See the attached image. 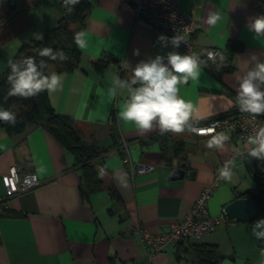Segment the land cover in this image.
<instances>
[{
  "label": "crops",
  "instance_id": "1",
  "mask_svg": "<svg viewBox=\"0 0 264 264\" xmlns=\"http://www.w3.org/2000/svg\"><path fill=\"white\" fill-rule=\"evenodd\" d=\"M59 1L0 0V75L23 43L41 38L56 24ZM176 2L197 23L191 53L206 61V50L216 48L224 57L222 62L203 66L199 79L178 85L179 95L195 109L189 122L194 124L230 111L239 78L255 63L251 57L264 61V37L254 38L247 27L250 17L264 15V0ZM210 11L223 17L215 27L206 23ZM74 28L76 34H84V47L77 46L78 65L59 71L51 65L52 72L63 75L62 87L46 95L56 113L91 129L88 139L99 151L93 159L99 181L87 188L72 151L43 126L32 125L19 133H8L0 126V195L4 193L1 176L11 165L19 173L35 172L41 180L3 201L0 264H142L148 258L150 264H199L194 249L201 244L216 247L217 264H261L264 247L254 231L264 228H256L255 219L219 223L198 238L168 243L158 250L145 243L143 232L168 231L226 165L234 173L232 180L219 177L206 201L207 211L218 215L231 200L254 196L258 181L264 183V161L249 157L247 142L229 131L166 132L161 141L157 125L141 133L133 122L117 119L128 94L124 90L111 94L116 77L130 78L137 63L158 54H190L170 43L162 46L157 39L162 33L137 20L128 2L90 0L83 25ZM135 49L139 55L133 54ZM102 55L107 64L95 67ZM221 132L229 136L223 148H208V141ZM181 162L184 176L172 178ZM140 163L152 168L140 173L136 171ZM188 171H193L191 177Z\"/></svg>",
  "mask_w": 264,
  "mask_h": 264
},
{
  "label": "clouds",
  "instance_id": "2",
  "mask_svg": "<svg viewBox=\"0 0 264 264\" xmlns=\"http://www.w3.org/2000/svg\"><path fill=\"white\" fill-rule=\"evenodd\" d=\"M78 3L80 0H63L62 7L70 14L74 11L70 5ZM222 19L220 12L210 11L206 23L215 27ZM247 27L254 33V38L264 37V15L250 17ZM83 35L78 33L74 37L80 48L84 47ZM157 39L162 42V46L170 43L174 49H178L181 43H184V37L178 34L171 38L161 34ZM133 54L139 55V50L135 49ZM37 55L48 57L52 61L57 60L58 56L61 60L68 59L62 50L54 52L50 47L37 50ZM219 56L222 62L223 54ZM251 58L255 63L239 78L235 104L241 112L259 116L264 115V61H260L255 55ZM7 66L10 68L7 77L10 84L8 97L28 99L42 91H47L51 96L62 87V74L56 72L44 74L47 61L43 59L37 63L34 56L16 60L10 58L7 60ZM203 66H206V63L198 54H181L178 51H170L166 55L158 54L155 59L140 61L131 69L130 78L116 77L114 80L115 88L111 90V94L115 96L117 90H124L128 94L123 110L117 114V119L133 122L141 133L151 131L154 124L159 127L161 134L182 133L185 130L194 132V126L189 122L194 117L195 109L179 95L178 85L186 84L189 79H199ZM125 67L129 68V65L125 63ZM0 121L15 125L16 114L0 108ZM228 139L229 136L224 132L218 133L208 141L207 147L223 148L224 142ZM247 145L249 157L264 161V126H259L255 135L247 138ZM218 172L224 181H231L234 175L227 165L218 169ZM255 227L264 228V219L258 220ZM254 234L257 239L264 238V231H254ZM261 257V264H264V251H261Z\"/></svg>",
  "mask_w": 264,
  "mask_h": 264
},
{
  "label": "trees",
  "instance_id": "3",
  "mask_svg": "<svg viewBox=\"0 0 264 264\" xmlns=\"http://www.w3.org/2000/svg\"><path fill=\"white\" fill-rule=\"evenodd\" d=\"M62 4L63 0H60L61 13L56 24L46 29L41 38L23 43L14 60L34 56L37 63H39L43 59L47 61L45 75L51 74V65L55 71L70 70L78 65L79 50L74 40L76 35L74 26L78 28L83 25L86 11L90 6V0H80V3L77 5H70V7L74 8V11L70 14L66 12L67 9L62 7ZM44 47H50L54 52L62 50L68 59L61 60L58 56L57 60L52 61L48 57L38 56L37 50ZM106 61L104 55H102L93 65L95 67H103L107 64ZM205 63L208 65V62L205 61ZM9 73L10 68L8 67L5 73L0 75V108L14 112L17 122L15 125H12L0 121V126L8 133H19L32 125L43 126L51 135L72 151L76 164L81 168L84 185L87 188L95 186V183L99 181L93 164V159L99 152L97 146L94 143L85 142L82 129L74 119L54 111L48 101L46 91H42L37 96L29 97L28 99L16 96L8 97L10 84L7 77ZM113 129L116 130V127ZM159 139L161 141L166 139V135H160ZM252 197L257 206L254 219H264V183L262 181H258V191ZM260 245L264 247V238H261ZM194 254L199 264H217L218 253L214 245H198L194 249Z\"/></svg>",
  "mask_w": 264,
  "mask_h": 264
},
{
  "label": "built area",
  "instance_id": "4",
  "mask_svg": "<svg viewBox=\"0 0 264 264\" xmlns=\"http://www.w3.org/2000/svg\"><path fill=\"white\" fill-rule=\"evenodd\" d=\"M134 12L135 18L151 25L162 34L173 37L178 34L184 37L180 49L186 53H191L194 47L192 38L193 31L197 28V23L191 13L180 8L176 0H125ZM222 51L216 48H209L205 52V60L209 65L220 62ZM194 133L198 135H208L217 130H225L233 133L236 139L247 142L249 136H254L259 126H264V115L252 116L241 112L234 103L231 110L206 121L192 124ZM126 161V158H124ZM152 167L146 164H138L136 171L147 172ZM220 175L215 176L214 181L202 188L193 200V203L180 220L174 221L169 230L162 233L143 232L145 243L152 244L157 250L165 244L177 245L188 238H198L202 234L213 230L219 223L234 225L236 220L227 216L224 209L218 215L210 214L206 209V201ZM4 186V193L0 195V212H3V201L6 197L15 193L31 189L41 180L35 172L28 171L19 173L15 165H11L1 176ZM142 264H150V258Z\"/></svg>",
  "mask_w": 264,
  "mask_h": 264
},
{
  "label": "water",
  "instance_id": "5",
  "mask_svg": "<svg viewBox=\"0 0 264 264\" xmlns=\"http://www.w3.org/2000/svg\"><path fill=\"white\" fill-rule=\"evenodd\" d=\"M185 163L181 162L173 169L172 178H181L185 174ZM187 175L191 177L193 171H188ZM224 211L231 219L240 222L252 221L257 212L256 203L251 195L237 197L224 206Z\"/></svg>",
  "mask_w": 264,
  "mask_h": 264
},
{
  "label": "rangeland",
  "instance_id": "6",
  "mask_svg": "<svg viewBox=\"0 0 264 264\" xmlns=\"http://www.w3.org/2000/svg\"><path fill=\"white\" fill-rule=\"evenodd\" d=\"M79 125V124H78ZM80 126V128L82 129V132H83V136H84V140H85V142H87V143H94V141L93 140H90V139H88L89 138V136H91L92 135V133H90V131H91V129L88 127V126H84V125H79Z\"/></svg>",
  "mask_w": 264,
  "mask_h": 264
}]
</instances>
